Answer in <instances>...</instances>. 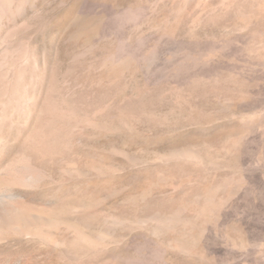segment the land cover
I'll list each match as a JSON object with an SVG mask.
<instances>
[{"label":"rangeland","instance_id":"1","mask_svg":"<svg viewBox=\"0 0 264 264\" xmlns=\"http://www.w3.org/2000/svg\"><path fill=\"white\" fill-rule=\"evenodd\" d=\"M0 215V264H264V0H0Z\"/></svg>","mask_w":264,"mask_h":264},{"label":"bare ground","instance_id":"2","mask_svg":"<svg viewBox=\"0 0 264 264\" xmlns=\"http://www.w3.org/2000/svg\"><path fill=\"white\" fill-rule=\"evenodd\" d=\"M12 180L13 181H22L23 177H22V175H16V176L12 177ZM31 213L32 214L35 213V214L40 215V213L38 211H36V210L34 211L32 208H30V206L27 203H25L24 200H19V201H17V203H15L11 207H9V214H8L9 217L8 218L21 223V222H25L26 220L30 219L29 217H31ZM0 217H1V215H0ZM0 222L4 223V218ZM1 228H3V227L0 226V234H1Z\"/></svg>","mask_w":264,"mask_h":264}]
</instances>
